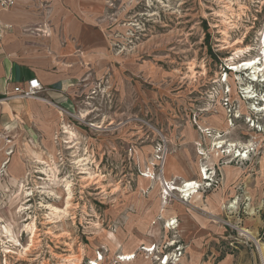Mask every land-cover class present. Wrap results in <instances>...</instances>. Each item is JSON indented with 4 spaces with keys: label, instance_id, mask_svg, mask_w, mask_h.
<instances>
[{
    "label": "rangeland",
    "instance_id": "rangeland-1",
    "mask_svg": "<svg viewBox=\"0 0 264 264\" xmlns=\"http://www.w3.org/2000/svg\"><path fill=\"white\" fill-rule=\"evenodd\" d=\"M103 3L71 107L42 95L54 115L0 131V264H154L141 245L171 242L180 264H264V78L231 70L264 59V0Z\"/></svg>",
    "mask_w": 264,
    "mask_h": 264
},
{
    "label": "crops",
    "instance_id": "crops-1",
    "mask_svg": "<svg viewBox=\"0 0 264 264\" xmlns=\"http://www.w3.org/2000/svg\"><path fill=\"white\" fill-rule=\"evenodd\" d=\"M103 4V0H17L9 10L0 9V131L4 136L32 132L43 114L55 113L54 105L40 100H4L15 86L32 78L41 82L42 95L50 102L71 107L84 75L82 62L104 51L96 28ZM202 252L198 250L195 258L199 260ZM229 262L227 258L223 264Z\"/></svg>",
    "mask_w": 264,
    "mask_h": 264
},
{
    "label": "built area",
    "instance_id": "built-area-1",
    "mask_svg": "<svg viewBox=\"0 0 264 264\" xmlns=\"http://www.w3.org/2000/svg\"><path fill=\"white\" fill-rule=\"evenodd\" d=\"M17 0H0V9L1 10H9L13 6H15ZM9 28V27H8ZM45 88L41 84V82L37 78H32L31 80L27 81L25 85H17L13 89V93L6 97L4 100H9L11 98H18V99H28V100H42V93L44 92ZM169 185H173L172 182H165V188L168 191H173L172 187ZM175 222L170 223L169 226L174 225ZM169 245V246H168ZM167 246L163 247L157 244L153 245H141V253L152 256L154 258V264H180L183 254H184V246L181 242H171ZM170 248V249H168ZM98 258L93 259L98 263L103 260V255L98 253ZM137 252L129 254L128 256H118V260L120 261H132L135 259ZM126 258V259H125ZM151 258L148 257L147 260ZM125 259V260H124ZM90 264H94L93 261Z\"/></svg>",
    "mask_w": 264,
    "mask_h": 264
},
{
    "label": "bare ground",
    "instance_id": "bare-ground-1",
    "mask_svg": "<svg viewBox=\"0 0 264 264\" xmlns=\"http://www.w3.org/2000/svg\"><path fill=\"white\" fill-rule=\"evenodd\" d=\"M263 42H264V37H263V40H262ZM247 50H250V48H246V49H243V48H239V49H237L236 50V53H235V55H240V54H245L244 52L245 51H247ZM263 54H264V51H263ZM234 60H235V58H232L231 59V61L233 62L232 64H231V67H232V71H234L235 73H237V74H242L243 72H249V75L252 77V81L254 82V81H258V79H259V77H261V78H264V59L263 58H261V57H259V56H257V57H254V58H252V59H249V60H244V61H240V62H234ZM242 62H244V63H242ZM238 79V78H237ZM239 79H240V77H239ZM251 81V80H250ZM252 87V86H251ZM250 87H248L247 88V93H251L250 92ZM252 91V90H251ZM250 95V94H249ZM249 100H251V99H254L255 97L254 96H248L247 97ZM257 107V106H256ZM253 108L255 111H257V112H264V108ZM82 118H84V116H82ZM97 126V125H96ZM96 128H99V126H97ZM66 134H68V135H71V136H73L74 137V134L72 133V132H70V131H67V132H65ZM226 142V141H225ZM225 142H218V143H215V148H214V150L215 149H223L224 148V143ZM234 147H236V145L234 144V145H230L229 147H228V151H226V153L228 152L229 153V155L233 152V149H234ZM9 155V154H8ZM214 155L217 157V155L214 153ZM239 156H242L241 154H239ZM247 155L245 154V157H246ZM45 162V161H44ZM203 170V169H202ZM46 171V170H45ZM205 171V170H204ZM200 173H202V171H200ZM201 176H202V174H201ZM165 181H167V180H165ZM189 182H191V181H188L187 182V185H185L184 187L182 186V187H180V188H172L173 190H176V191H178V192H182L183 194H184V198H186V200H189V199H191V197L193 198L195 195H196V193L198 192L197 190H198V183L197 182H192V183H189ZM67 187H68V185H67ZM69 190H70V188H69ZM54 214L55 215H58V214H60V211L59 210H55L54 211ZM172 227V226H171ZM170 228V227H169ZM243 232V231H242ZM246 233V232H245ZM247 234H249V233H247ZM246 234V235H247ZM250 236V235H249ZM258 250L260 251V253L263 255V261H264V246H262V245H260L259 244V246H258ZM8 252H10V251H7V253ZM129 254H125L124 256H128ZM126 259V258H125ZM124 259V260H125ZM94 264H99L98 262H94Z\"/></svg>",
    "mask_w": 264,
    "mask_h": 264
}]
</instances>
